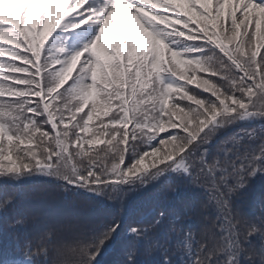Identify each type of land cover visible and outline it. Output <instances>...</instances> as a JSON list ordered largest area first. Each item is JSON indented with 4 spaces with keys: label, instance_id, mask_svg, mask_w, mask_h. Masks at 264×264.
Here are the masks:
<instances>
[{
    "label": "snow or ice",
    "instance_id": "6c2138e0",
    "mask_svg": "<svg viewBox=\"0 0 264 264\" xmlns=\"http://www.w3.org/2000/svg\"><path fill=\"white\" fill-rule=\"evenodd\" d=\"M258 177L264 0H0V264H264Z\"/></svg>",
    "mask_w": 264,
    "mask_h": 264
},
{
    "label": "trees",
    "instance_id": "16d2710c",
    "mask_svg": "<svg viewBox=\"0 0 264 264\" xmlns=\"http://www.w3.org/2000/svg\"><path fill=\"white\" fill-rule=\"evenodd\" d=\"M157 11L164 12L162 9H158ZM122 26V21H121ZM7 59V58H3ZM75 74V73H73ZM215 79V78H213ZM70 82V81H69ZM198 81L194 82L197 83ZM193 85H189V88H192ZM207 94V93H205ZM103 139V137H101ZM94 147H103V145H98ZM147 164V162H146ZM201 193H192L185 190H182L181 196L185 198H200ZM261 195H264V177H258L252 183V189L249 196L244 201L245 207L251 205V203L258 199ZM179 204V200L176 202ZM44 207L49 209L58 210L70 217L76 218H94V219H103L105 216L110 215L111 210L98 206L94 202H89L87 204H80L79 202L73 203H62L55 199H48L46 201H39L35 194L33 193H26V198L21 204V211L26 213L32 212L34 209Z\"/></svg>",
    "mask_w": 264,
    "mask_h": 264
}]
</instances>
